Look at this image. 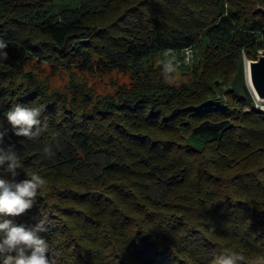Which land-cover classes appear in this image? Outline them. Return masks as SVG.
<instances>
[{
	"label": "trees",
	"instance_id": "1",
	"mask_svg": "<svg viewBox=\"0 0 264 264\" xmlns=\"http://www.w3.org/2000/svg\"><path fill=\"white\" fill-rule=\"evenodd\" d=\"M53 1L0 0V117L19 102L39 106L46 125L34 140L5 137L46 180L15 221L46 212L58 264H213L230 252L254 264L264 256V111L244 112L255 105L244 57L264 49V0ZM185 47L199 52L192 79L168 83L153 59ZM31 60L66 68L68 88ZM113 69L133 83L103 97L78 74ZM17 173L0 169L26 178Z\"/></svg>",
	"mask_w": 264,
	"mask_h": 264
},
{
	"label": "clouds",
	"instance_id": "2",
	"mask_svg": "<svg viewBox=\"0 0 264 264\" xmlns=\"http://www.w3.org/2000/svg\"><path fill=\"white\" fill-rule=\"evenodd\" d=\"M8 47V40L0 35V63L8 61ZM182 54L181 60L169 49L158 61L162 65L163 78L168 83L178 79L182 63L191 64L193 61L191 47H185ZM43 126L46 125L42 124L39 106L14 102L0 117V169L13 176L18 174L17 170L26 173V178L19 181L0 176V264H58L49 240L42 235L48 231V214L40 212L38 217H33L35 222L31 225L17 223L14 219L36 206L46 180L40 174L28 171L15 143L5 142L10 133L34 140L39 137ZM44 151L49 156L54 154L50 147ZM240 259L242 257L238 252L220 253L215 256L213 264H238ZM254 264H264V256L258 257Z\"/></svg>",
	"mask_w": 264,
	"mask_h": 264
},
{
	"label": "rangeland",
	"instance_id": "3",
	"mask_svg": "<svg viewBox=\"0 0 264 264\" xmlns=\"http://www.w3.org/2000/svg\"><path fill=\"white\" fill-rule=\"evenodd\" d=\"M77 0H54L53 3L49 6L52 10H59L60 8L71 4L72 6L76 5ZM194 51V58L191 64H181L179 68V76L175 81L177 85L182 83H187L192 79V67L195 63L199 61V52L197 49L192 48ZM181 60L183 59L182 52L175 53ZM97 58V57H95ZM160 57L156 56L153 59L154 66H162L159 64ZM245 65L249 61L246 56L244 57ZM28 67L34 70L36 73L43 75L42 77L46 78L50 85L54 88L67 89L69 86L70 76L66 68H63L61 65L53 67L47 63H38L35 60H31ZM186 67H189L187 70ZM247 73V72H246ZM81 81L87 83L88 87L91 88L95 96L103 97L105 95H114L119 90L129 87L133 83V78L130 73L118 71V69L110 70L106 73L94 71H84L78 72ZM248 79V77H247ZM247 109V108H246ZM252 111V110H251ZM250 111V112H251ZM249 113V112H245Z\"/></svg>",
	"mask_w": 264,
	"mask_h": 264
},
{
	"label": "water",
	"instance_id": "4",
	"mask_svg": "<svg viewBox=\"0 0 264 264\" xmlns=\"http://www.w3.org/2000/svg\"><path fill=\"white\" fill-rule=\"evenodd\" d=\"M264 14V7H259ZM248 85L261 101H264V49L260 50L255 60H249L245 66Z\"/></svg>",
	"mask_w": 264,
	"mask_h": 264
},
{
	"label": "built area",
	"instance_id": "5",
	"mask_svg": "<svg viewBox=\"0 0 264 264\" xmlns=\"http://www.w3.org/2000/svg\"><path fill=\"white\" fill-rule=\"evenodd\" d=\"M254 100H255L254 107H248V106H246L244 108V112H250L253 109L254 110L264 111V101L259 100L255 94H254Z\"/></svg>",
	"mask_w": 264,
	"mask_h": 264
}]
</instances>
